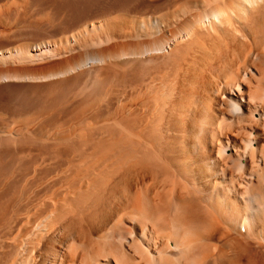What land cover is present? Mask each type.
Wrapping results in <instances>:
<instances>
[{
	"label": "bare ground",
	"instance_id": "obj_1",
	"mask_svg": "<svg viewBox=\"0 0 264 264\" xmlns=\"http://www.w3.org/2000/svg\"><path fill=\"white\" fill-rule=\"evenodd\" d=\"M2 1H4V0H0V2H2ZM30 2L31 3H30L28 8L20 9L17 7V8H14V10L10 12V14H8L13 18L14 17L18 18L16 20L13 19V22L8 24V20H7V22L0 20V111L8 113L7 118H5L4 116H3L4 118L0 117V264H8L7 262L10 260V258L14 254L18 255L20 252V251L18 252L19 248H17V247H20L18 245L19 243L18 244L15 243L16 245H18L17 247H16V245L13 244L14 241H13L12 245H11V243L8 244V242L10 240H6V239H8L7 237H9V236H7V237H5V236L8 235L9 233H11L10 232L11 229L14 226H16L15 222H18L16 220L12 219V220H14V223H13L11 221V218H15L16 215L21 216V213H19V214H14V213L15 212L17 213L19 211L20 212L24 211L27 208L28 204H30L29 201H26L27 199L25 200L26 196L28 197V195H29V194L27 195V193L29 191L28 192L26 191V190H28L29 187L23 188L21 186V184L24 182L23 179L25 180V182H27L26 176L30 175L31 173H34L35 176L37 175L36 178H34V174H33V178L35 179V181L33 180L32 177H30L31 179L28 178L29 179L28 181L32 180L33 181L32 184H33L39 180H40L39 182H41L42 178H46L47 175H50V174L53 175L54 173L57 172L58 174L60 173V175L56 174V176H58L61 180L58 178H55V176H53V177L55 178L56 181L58 179L59 184L61 183L62 180H64V182H65V180L70 182L69 183L70 186H67V187H69V188H67V193L65 191L66 195H65V193H62L60 191L61 195H63V194L65 195V196L63 195L64 197L61 196L64 198L62 202H60V203L58 202V204H56L57 202L55 203L54 201H50V202H53V204L51 203V205L49 206V209L51 208L53 210L52 211L49 210L50 211L49 215L46 216L44 222L41 224L40 229H39L40 232H38V235L40 233L44 234V232L47 233L49 231V230H47V228H51V226H53V224H55L57 221L61 220L62 218H60L59 216L63 213H64V215H66L69 211L74 209L73 211L74 212L77 211L76 215L78 214L77 216H79L78 210L86 202H88L89 200L92 201V199L95 197V193L94 192L92 193V191L93 190L95 191L96 190L95 188H97L99 190V188H101V186L103 184L102 183L100 186L98 184V182H101L100 180L102 179V177L104 175V171L107 169H105L106 167H104V169H102L103 168L102 167L101 168L102 170L98 171L97 167L102 166L104 162L106 163L107 160L105 159V157L107 154H110V156L109 155L108 156L111 157V159H113L111 156L113 151L116 150V152H119L118 150H121V149L124 151L123 147H125V146L132 148V146H134V145L135 146L140 145L139 151H141L144 148L145 150H144V153L142 152V154L146 155V158H144V162H142L143 160L140 162H141V164H145V162L146 163L150 162L149 160H151L153 158L152 156H155L156 154L160 153L158 151V150H160V148L154 147L152 144L153 141L148 142V138L150 139V137L152 136L151 134H153V136H155V132H156V130H158V128L162 127L163 131H166V130H164V128L168 129L169 125H171L173 123L172 121H174V120H172V117H173V114L176 113L177 110L172 109V113L173 112L174 113L170 114L171 109H169V107H171V106H169V105H171V104L169 102H171L172 99H175L177 102H179L176 99L178 97L179 93L183 92V91L186 92V90H182L184 86L189 87L188 85H184V86L182 85L183 86L182 87L181 84H185V83L180 84L178 82L179 80H176V77L174 76V74L176 73V75H178L177 79H179L182 77L181 74H184V77H186L185 73L187 71H189V69L192 70L191 71L192 74L194 72L193 71L194 68H192V69L189 68L187 70L186 69L187 67L184 69L185 71L187 70L186 72L184 70H182V71L179 70L180 73L182 72L181 74H179V71L174 72V70H173V71H170V72H174V74L170 73L171 76L173 75L172 77L170 76L172 78L173 82H171V80H169L170 82L167 81V84H163L166 81L165 78L167 79L168 75H170V74H167V76H164V80H165L164 82L161 81L162 83L159 84V82H158L159 85L156 83H155L156 84L155 85L154 81L152 80V77H151L152 75H150L153 73H150L151 70L149 71L146 68L151 69V67L153 66L152 67L153 69H155V68L158 69L160 67L158 65H156V66H158V68L156 66L154 68V64H157L156 61L165 59L166 61H164V63L166 62V65H167L168 64L167 61H169L170 59H173L174 61L173 60L169 61V65H170V62L173 63L174 65L171 64L170 66H172V67L174 66L173 68L175 69L176 68L175 62L179 61L178 62L179 64L176 63V66L177 65L182 66L181 62H184V61H181V60H185L186 59L185 56L189 53L192 55V56L189 55V59L190 58L192 59V57L195 53L200 54V55L202 54V57H203V55L207 56V59H206L207 61H206L205 65L207 67H209V66L212 67L213 65H215L216 63L219 62V61L218 62L215 61L216 57L218 56L217 52L213 51L212 50L213 47L211 48V46H209L212 44V39L216 38L220 33H223V36L226 35L224 33H227V35H228V33H230L234 36L237 33H240L244 29V27H246L248 24H250L252 22V19H253V18L251 19L252 12L255 9H257L258 7H260V5H262L264 3V0H30ZM176 3L180 4L177 11H175V12H173L167 16L164 15L165 17L162 16L163 18L162 17L158 18V19L147 18V17L153 16L154 14H158L161 11L164 12V11L170 9L172 6H174V4L177 5ZM177 6H176V8H177ZM259 9H258V11H259ZM261 9H264V7H261ZM1 13H2V11H1ZM45 13L49 14V17L47 19H41L40 18V20H38V17H40L41 15L44 16ZM260 13H263V12H260ZM257 14L258 13L256 12V15ZM256 17H258V16H256ZM44 18H46V17H44ZM249 20L251 22H249ZM10 21H11V19H10ZM260 22L261 21L258 20V25ZM252 23H253V26H252V28H253L255 26V24H254V22H252ZM259 27H260V25H259ZM259 27L255 26V28H259ZM252 28H251V31H254ZM245 33H244V35H245ZM248 33H249V35L252 34V32L251 33L248 32ZM248 33H246V34H248ZM253 33H255V31ZM241 35H243V33ZM223 36H221V39L223 38ZM253 36H255V35H253ZM229 37H230V35H229ZM235 37L232 36V38H235ZM241 37H245V39H246V36H241ZM247 37H248V35H247ZM229 39H231V38H229ZM248 39H250V36ZM95 40H98V42L104 41V44L101 43V44H98L96 46L93 45L94 47L88 45L89 42L92 43ZM222 40L224 42L226 40V38H224ZM242 40H243V38H242ZM244 41H243V44H244ZM220 42L223 43L222 41H220ZM206 43H209V45L207 44L209 47L208 46L206 47ZM245 43H247V42L245 41ZM249 43L250 42H248V44ZM234 44L236 45V43H234ZM243 46H245V45H243ZM230 47H228V48H230ZM241 48H243V47H241ZM245 48H243V51ZM224 49H226L225 50L226 52L225 51L221 52V50H220V52L227 54L228 51L231 52L230 49H232V48H230L228 51H227L226 47ZM222 51H223V49H222ZM218 53H219V51H218ZM221 55L218 56L219 58L217 57V60H219L220 57H223ZM182 56H183V58L184 57L185 58L182 59L181 58ZM224 57H225V54H224ZM236 57H237V55H236ZM246 57H248V56H246ZM179 58L181 60H177ZM198 58H199V60H203V58L200 59L201 56L200 57L198 56ZM254 58H255V60L258 61V62H256V67L258 69L256 68L257 71L255 70V72L256 73L259 72L262 75L264 73V71H263L264 70L263 69L264 64H262L263 66H261V65H259V63L260 64L264 63V56L263 55L258 56V54H257ZM193 59H192V62H195V63L198 60L197 57L196 58L193 57ZM249 59H250V57H249ZM186 60L188 62V59H186ZM190 60H189V62H191ZM199 60L197 61V63L199 62ZM153 62H154V64L151 65ZM160 62H162V61H160ZM221 62H222V60H221ZM251 62H252V60H251ZM251 62L249 60L250 64H251ZM125 63L126 64L128 63L129 68L127 69V71L125 70V72H124V70L122 72V69L119 72L118 67L121 66L120 68H122V64L125 65ZM200 63H198L196 66H199ZM249 63L247 65H249ZM129 64H131L132 67ZM141 64H146V66L144 65L145 66L144 70H142L141 66H140L141 70L139 67H137V65H141ZM147 65H149L150 67L149 66L147 67ZM217 67H218V65H217ZM223 67L225 68V66H223ZM250 68H251V65H250ZM252 68L254 69V67H252ZM153 69H152V72H153ZM181 69H183V68L181 67ZM155 70H154V72H155ZM169 70H171V69H169ZM175 70H177V69H175ZM198 70H201V69H197V71ZM204 70L206 71L207 68ZM258 70H262L263 73L261 71H258ZM195 71H196V68H195ZM197 71H196V74H197ZM205 71L202 70L203 73H205ZM183 72H185V73H183ZM225 72H227L228 76H231V74H232V76H233L232 78H235V76L237 75L236 74L234 76L233 73L230 74L228 71H225ZM245 73H246V71H245ZM187 74H188V72H187ZM200 74H201V72H200ZM227 74H225V75H227ZM179 75H181V76H179ZM203 76L201 74V77H199L197 74L196 79H198V77H199V79L201 80L203 78ZM243 76H241V77H243L245 81H247L248 79H250L252 81L253 78L255 80V76L252 74L249 75L248 77H246L247 74H245ZM251 76H254V77L252 78ZM173 77L182 87L181 88L182 91L179 89V91H180L179 92L178 89L175 87V85H177L178 83H174L175 80H173ZM190 77H191V75H190ZM241 77H240V80L242 79ZM187 78H189V77H186L185 79H187ZM189 79H192V77ZM189 79H187V82H190L189 83L190 85H191V83L195 82V81L193 82V80H195L194 77H193L192 81L191 80L189 81ZM199 79L194 83L195 85L199 84ZM260 79H262V78H260ZM180 80H182V79H180ZM185 81L186 80H183V82H185ZM232 81H234V80H232ZM245 81H244V83H247ZM261 81L262 80H260V82ZM236 82H237V80H236ZM205 83H207V82H205ZM242 83H243V80H242ZM263 83H264V81H263ZM217 84H219V83H217ZM229 85H231V84H229ZM246 85H248V84H246ZM191 86H193V84ZM206 86H208V83L204 87H206ZM257 86H258V84H257ZM154 87L157 89L155 90ZM177 87H179V86H177ZM215 88H212V90ZM234 88H236V87L232 88V87L226 85L220 89L219 98L224 96V95H227L226 98H223V99H225L224 102H223V100L222 101L220 100L223 104L220 101L217 102L218 98L216 97L217 93L215 92L217 90L213 91L215 93V94L214 93L213 94L216 98L214 100H216V101H213V100L212 101L214 103L220 102L222 105H224V103H225L226 107L228 106L230 108L231 112L233 113V116L235 115V117L240 118L239 121L232 119L233 122L236 123L235 121H238L239 122L238 125H240L241 124L240 120L244 119L243 116L245 114L244 113L245 109H244V105L241 104L238 97H236L235 95H233V93H231V90H234ZM256 88L257 89L255 91L252 89L253 91L251 90L252 92L251 93L249 92L250 93L249 97L252 95L251 98H253V99L255 98L258 101V103L259 102L264 103V92L262 90V87H260V85H259V87H256ZM152 89L154 91H152ZM218 89H219V87H218ZM209 90H210V88H209ZM187 91H188V88H187ZM205 91H208V90H205ZM131 92H133V94L135 92H137V93L142 92L146 96V101L141 102V103H143L141 105L138 104L139 105L138 107L126 108V107L122 106L120 99L122 97H124L125 94L127 96V93L129 96V94ZM185 94H187V93L181 94L182 97L185 96ZM211 94L212 93H210V95ZM131 95H132V93H131ZM210 95L208 94V97ZM154 97L155 98L158 97L159 100L157 98L154 99ZM180 98H179V100H181L180 102H182L184 100V97H183V99L182 98L180 99ZM152 99L154 102L156 100L160 101V104H161L160 106L158 103L159 108L163 107L164 105H167L169 103V105H167V107L169 106L168 109H166L167 107L165 106L164 108L166 110H164V108H162L163 109L162 111L160 110L161 108L159 109L160 111L158 110L160 112L158 114V116L162 115L165 111L168 112L169 119L166 116H165V118H167V119H164V117H163L164 114L162 116L163 118H160V116L159 117L156 116V112H158L156 109H155L156 112L154 115L156 117V119H153V121L156 120V123H154L155 129L159 125L163 124V122H162L163 119L166 121L171 120L172 123L170 121H168L171 123V124H168V127H167L168 122H166V121H164V122H166L165 124H163V125H165L164 127L159 126L156 130L152 126V118H154V117H152V115L154 114L152 112L155 111L154 108L156 107V104H157V102H155L156 104H155V107L153 108L154 111H152V107L154 105V104L152 105V103H154V102H152ZM255 99H254V101H255ZM177 102H175L172 105V107ZM172 103H173V100H172ZM179 103H177L174 106V108L176 107V109H177L181 106L180 107V110H181V108H183L182 107L183 105H181L182 104L181 103L180 106H177V105H179ZM214 103H213V105H214ZM221 104H220V107H221ZM216 105L219 106V104H216ZM210 106H212V105H210ZM259 107H261V105ZM156 108L158 109V107H156ZM262 108L264 109V106H262ZM208 109H209V106H208ZM210 109H211V107H210ZM168 110H170V112ZM212 110L213 111H215V110L219 111V109H217V108H215V110L214 109H212ZM212 110H211L210 114L212 113ZM178 111H179V109H178ZM161 112H163V113H161ZM222 112H224V111H222ZM248 112H250V111H248ZM138 113H140V114H138ZM177 113L180 114L179 112H177ZM216 113H220V111L216 112ZM169 114L172 116L170 117ZM249 114H250V117H249L250 119L247 117V121L248 120H249V122L251 121L253 124L257 125L258 128H259L258 125L260 124L262 131H260L261 130L260 128H259L260 130L259 129L252 130L253 124L250 123V126L252 124V129L250 127V130L255 132L254 139L256 140V145L253 146L251 144V140H249V138H248L247 142L245 143V145L240 146V147H239V145H237L238 148L243 147L242 149H244V154L247 156L245 166L240 164V161L236 164L238 169L244 168V170L242 171L243 173H239L238 175H236L234 173L235 175H233V176L231 175V177H230V178L233 177L232 178L233 184L236 181L235 183H237L238 185L232 186V189L230 191L229 188H226L229 185L227 183L229 181V179H228V181H225V183L222 186L220 185L221 187L218 186L219 188L217 191L219 192V190L221 189V190H223L224 193L227 192L228 194H231V192H232V196H234V198L231 199L229 197L231 195H229V196L226 195V196H224V202H225L226 209H228V208L231 209V207L228 205L229 202H231L230 205H234L233 206L234 208L236 207V213H234V215L232 214L233 216H231L233 219L239 220L241 217V209H238L237 204H236L239 197L241 199V202L245 201L246 204L250 206V210L255 211V213L258 215V217L255 216L256 219H253V220L249 219L246 223L247 225H245L244 223H242V224L238 223L236 225L237 226L236 229L240 228V230H243V232L245 233L247 231V229L249 228V229H251V230H249V233H252L253 237L248 234V231L246 232L247 235L250 236V238L251 237L257 238L258 237L260 240H255V243L252 244L251 242H254V241H252L253 240L252 238H251L252 240L250 242H248L245 239L243 240V238L241 239L242 236L241 237L232 236L230 238L225 239L223 242L219 243L221 245L220 246L218 245V248L217 247L213 248V249H218V251L216 252V255L214 254L215 256L212 254V251H209L207 253L206 252L207 249L205 252H203L202 251L203 248L207 247V245L203 244L205 247L203 245H201V246H203V248L200 251L204 253L205 258L207 259L205 264H233V260L236 259L237 255H239V254H246L245 256L247 258H246V262L244 261L245 264H264V208L262 207L264 204V198H263V196H264V144L262 145L260 142V139H259L260 133H261V136L263 135V138H264V111L262 110V113H260L257 118H255L253 112H250ZM157 119L158 120L161 119L160 120L161 123L159 122V124H157L158 123ZM15 120H22L23 121L22 126L21 127L18 126L17 129H15L16 128L15 126H14L15 128H13L10 124L12 123V121L14 123ZM232 120H231V123H232ZM175 122H176L175 125H177V121H175ZM244 122H245V119H244ZM231 123H230V125L228 124L229 127L232 126V124L236 125L234 123H232V124ZM244 127H245V125H244ZM254 127L256 128V126H254ZM162 128H160V129L162 130ZM240 128H241V125H240ZM240 128L237 127V130ZM151 129L154 130V133H152L153 131L151 133L148 132ZM224 129H226V126ZM224 129H222V130H224ZM229 129H230L229 131L232 132V130L234 129V126H233L232 130H231V127ZM241 129L238 130L237 132L236 131L235 132L238 133V132L242 131L244 134L245 128H244V130L243 129L241 130ZM234 130H233V132H234ZM258 130L260 133L258 132ZM145 131L150 134L149 137H145V134H147L146 136H148V133H146ZM158 132H156V133L158 134ZM245 132H247V131H245ZM159 133H161V132H159ZM215 133L216 132H214V135H217ZM222 133L223 132L221 131V134ZM203 134H204V136L206 135L205 132H203L202 135ZM207 134H209V132ZM236 135L239 136V133ZM236 135L234 136V139L236 138ZM153 136L151 137L152 139H150V140H153V138H154ZM157 136H161V135L159 134V135H156V137ZM208 136L206 135L207 138H209ZM162 137H164V136H162ZM165 137H167V136H165ZM206 137H201V139L202 138L205 139ZM206 139H205V141H206ZM205 141L202 142V145H204L203 147L206 148V146L207 145L209 146V144H210L211 147L210 146L209 147L207 146V147L211 148V150L210 149L208 150L209 153L212 152V150H213L212 147H214V145L212 146L211 143H209V144L204 143ZM233 141H236V140H233ZM263 141H264V139H263ZM206 142H208V141H206ZM146 143L148 144V147L151 146V144H152V147L158 148V150L154 149V151L156 150L157 153L153 151L152 153L154 155H150L151 151L150 152L148 151L149 154L147 152H145V151H147L146 150L147 149ZM149 143H151V144L149 145ZM143 144H145L144 146L146 148L144 146L143 147L141 146ZM236 144H237V141H236ZM141 147H142V149H141ZM129 148H128V153L132 154L135 150L131 151V148L130 149ZM125 149L127 151V148H125ZM135 149H136V147H135ZM129 150H130V152H129ZM123 151H121V152L125 153L124 155H126L127 152L126 151L123 152ZM116 152H114V153H116ZM133 154L136 155V152ZM127 155L130 158V155L129 154H127ZM149 155H150V158H147ZM115 156L113 155V157L116 159V158H118L119 155H115ZM139 157L136 156V158H139ZM164 157H165V155H164ZM106 158H108V157H106ZM124 158H128V157L124 156ZM140 158H142V157H140ZM157 158L158 157L156 156V159ZM229 158H231V157H229ZM94 159H95V161H93ZM147 159H149V160H147ZM156 159L151 160V161H153L151 163H153V166L155 164V167L158 166L157 164H159V169H160V166H162V165L160 164V162L156 164L154 162ZM227 159H228V157H227ZM119 160H116V161H118V163L120 165L121 161L119 162ZM145 160H147V161H145ZM220 160H221V158H220ZM116 161H115V163H116ZM92 162H95V164ZM126 162H128V160ZM126 162H125V164H127ZM129 162H130V160H129ZM129 162H128V164H129ZM156 162H158V159L156 160ZM112 163H113V160H112L111 164ZM165 163H166V161H165ZM93 164H94L95 168L93 167ZM119 165H117V170L119 169L118 168ZM234 165H235V163H234ZM90 166L93 168V170L97 171L96 174L92 173V171H91L92 169H90L91 168ZM103 166H105V165H103ZM111 166H109V168ZM122 166H123V164H122ZM122 166L120 167V170L123 168ZM135 166H137V165H135ZM138 166H140L139 163H138ZM155 167H153L152 169H154ZM96 168H97V170H96ZM131 168H133V170H134V167H131ZM140 168L139 169L135 168V169L140 170ZM225 168L226 167H224V169L221 170V177H227V176H225L226 175ZM114 169L116 170V168H114ZM123 169H122L121 173L122 174L124 173L123 175H125V173L127 172L126 169H128V166L126 169L125 168H123ZM149 169L150 168L148 167V170ZM111 171L114 172V170H111ZM131 171H132V169H131ZM153 171H155V170H153ZM138 172H140V171H138ZM108 173H110V172H108ZM149 173L150 172H148V174ZM123 175H121V176H123ZM160 175H161V173H160ZM181 175H182V173H181ZM244 175L249 177V178L255 176V179L254 178H253L254 180H251L252 178L249 179L251 181H249L248 187H245V188L243 187V189H245V190H243L241 192L240 188L242 186V183H244L243 179H246ZM118 176H117V178L116 177L113 178V176H111L112 177L111 179L116 180V179H119L121 177V176L120 177H118ZM141 176H142V174H141ZM133 177H134V175H133ZM51 178H52V176H51ZM54 178L50 181V183L54 181ZM155 178H156V176H155ZM140 179H142V178H140ZM144 179H146V178H144ZM234 179H235V181H234ZM108 180H106L107 181V183H105L106 185H108ZM119 181H121V180H119ZM119 181L117 180L116 182L119 183ZM64 182H63V184H64ZM50 183H48V185H50ZM142 183H144V181ZM231 183H230V185H232ZM247 183H246V185H247ZM66 184H67V182H66ZM66 184H64V186H66ZM114 184L115 183L113 182V185ZM253 184H255V185H253ZM28 185H31V184H29V182H28ZM41 185H43V184H41ZM41 185H38V186L40 187ZM60 185L63 187L62 184H60ZM60 185H59V187L58 186L56 187V190L54 189L52 191L53 193L50 196H53L56 193L55 191H57V189L59 190V188H61ZM96 185H97V187H96ZM120 185H122V184H120ZM246 185H244V186H246ZM131 187H133V186H131ZM37 188L38 187H35V189H37ZM42 188H43V186L41 187V189ZM45 188H47V187H45ZM65 188L64 189L61 188V189L65 190ZM76 188H78V189L76 190ZM29 189H31V188H29ZM35 189H33V191ZM39 190L40 189H38V192H39ZM47 190H45V191H47ZM104 190H107V189L104 188ZM31 193H30V195H31ZM49 193H51V192L49 191ZM57 193H59V191ZM57 193L55 194L56 196H57ZM91 193L93 194L92 196H94V197L90 196ZM118 194H120V195H118ZM118 194L117 195L121 198L122 197L121 193L119 192ZM127 194H130V193L128 192ZM133 194H134V197H132V198L135 199V194H138V193H133ZM42 195L46 196L47 194H46V192H43ZM33 196H36L35 193H34V195H32V197ZM89 196L92 199L88 198ZM98 196H100V192H99ZM103 196H104V194H103ZM124 196H127V195L125 194ZM131 196H133V195L131 194L130 197ZM140 196L144 197V199L146 197V196L141 195V194L139 195V197ZM32 197L31 196L29 197L31 199V201H32ZM43 197L41 196V200H43L42 199ZM46 197H48V196H46ZM165 197L167 199V196H165ZM177 197L181 198L182 196L181 197L177 196ZM49 198L50 197H48V199H46L44 197V199L48 200V201H49ZM33 199H36V198H33ZM38 199H39V197H37V199H36L37 202L39 203L40 199L39 200ZM56 199H57V197H56ZM85 199H87L86 202H84V203L81 202V201H84ZM184 199H186V198H184ZM188 199H189V197H188ZM125 200H126V198H125ZM138 200H139L138 201L139 204L138 203H136V204L140 205L141 204L140 198ZM57 201H58V199H57ZM171 201H173V200H170V202ZM34 202H36V201H34ZM46 202L47 201H45L43 203H46ZM170 202H168L169 205H167V206L170 208V212H171V211H173L172 208L174 209L173 206L174 205L176 206V203H174V205H173V202H175V200L172 202V204H170ZM32 203H33V201H32ZM43 203L42 204L40 203V204L44 205ZM89 203H90V201H89ZM89 203H88V205H89ZM161 203H162V201L160 202V204ZM163 203H165V202H163ZM80 204H83V205L81 206ZM178 204H177V208H181V206H180L181 204L179 205L180 207L178 206ZM30 205H34L33 206L34 208L36 206H39V210H40L39 204H37L36 206H35V203L30 204ZM45 205H47V204H45ZM92 205L93 204H91L89 206L91 207ZM171 205H173V206L171 207ZM78 206H81V207H79V209H78L77 208ZM163 206L165 207V204ZM41 207H44V206H41ZM45 207L42 209L45 210L46 209ZM84 207H86V206L84 205ZM198 207L199 206L196 207L197 208L196 210H192V211L195 212L198 209H201L200 211H203V213H202L203 216H202V214L200 215V216H202L201 220L199 221L198 218H200V216H197V215L196 216L198 218L196 220L195 216H193L194 214H192L191 217H194L196 221H199L200 222L199 224H201L200 226L206 225L207 223H209L208 218H209L210 213H208L204 209V207L203 208H202V206H201V208L200 207L198 208ZM76 208H77V210H76ZM121 208H119V209H121ZM169 208H167V211L165 210L166 214H167V212L169 213ZM83 209H80V210L85 211V209L84 210ZM122 209H124V208H122ZM189 209H190V207H189ZM189 209L186 210V212L190 211ZM193 209H195V208H193ZM261 209H263V213H262V218L260 220ZM27 210L28 209H26V212H28ZM47 210H48V207H47ZM86 210H87V208H86ZM140 210H141V208H140ZM192 211H191V213H192ZM29 212H30V209H29ZM65 212H67V213H65ZM74 212H72V214L71 213L70 214L73 216ZM117 212H118V210H117ZM117 212H116V214H117ZM186 212H184V213H186ZM12 214H14L15 216L12 217ZM170 215H171V213H170ZM179 215H181V214L179 213L178 216ZM20 216H19V219L21 218ZM172 216H173V214H172ZM183 216H181V217H183ZM185 217H187V216H184L183 219H185V220L188 219V217L187 218H185ZM191 217L189 219H191ZM27 218L29 219V217H27ZM71 218H73V220H75L74 217H70V218L68 217V219L67 218L65 219L66 221L64 223H67V225H68L69 221L72 220ZM22 219H24V216ZM22 219H21V221H23ZM147 219L149 220V217ZM171 219H170V221L173 224H174V222H172V221H174L176 219L175 223L178 222L176 224L177 227H176V225H173V224H171L169 226V222H167L166 220H163L162 222H157V223L158 224L161 223L160 225H162V226H164V224H162V223H165V226L168 223V226H166V227H170L169 230L170 231L173 230L176 233L175 235L178 236L177 235L178 232H176L178 230L177 229L178 226H180L179 227V229H180L182 225L185 226V223H183V224L180 223L181 221H183L182 218H181V220L178 218H175L174 220H173V218H171ZM193 219H191V220H193ZM73 220H72V222H73ZM101 220H99V221H101ZM103 221H106V219H104ZM20 222H19V224H21ZM12 223H13V225H11ZM64 223H61V224L64 226L65 225ZM191 223H192V221H191ZM178 224H181V225H178ZM21 225L19 226L20 228H21ZM160 225H159V227H160ZM193 225L196 226V224H190V226H193ZM70 226H68V228H66V229H70ZM155 226H158V225H154V227ZM190 226H188V227H190ZM53 227H56V226H53ZM73 229L74 228L71 227V231ZM159 229H166V228H159ZM13 230L14 229H12V231ZM182 230H185V229L182 228ZM66 232H67V230H66ZM72 232L75 233L74 231H72ZM240 232H242V231H240ZM64 233H65V231H64ZM64 233H61V234H64ZM182 233H183V231H182ZM182 233H180V234H182ZM38 235L36 237L40 238L41 236H43L42 234H41V236H38ZM64 235H63L62 239H65L64 241H66V239L69 240L68 239L69 234L67 236L68 238L67 237L64 238ZM236 235H238V233ZM70 236H72V235L70 234ZM3 238L7 242H5L3 240ZM39 238H37V239L40 240ZM119 238L121 239V237H119ZM246 238H248V237H246ZM37 239L36 240L34 239V241L36 242ZM13 240H14V237H13ZM74 240H73V242L75 243L76 240L75 241ZM137 240L135 241L136 243L141 242V240H140V242L139 241L137 242ZM221 240H223V239H221ZM42 241H43V239H42ZM64 241H62V242H64ZM184 241H186V239H184L183 242ZM38 242L40 243L41 241H38ZM86 242H85V245H86ZM112 242H110V243L114 244ZM67 243H68V241H67ZM107 243L106 242H102V244L98 243L97 244V247L99 245L98 250L97 251L93 250V252L95 254L93 252H91L90 255L93 256L92 253L94 254V256L97 254H101L99 249L101 248L100 250H102V252H103V248H104L103 244L106 245ZM64 244L66 245V243H64ZM32 245H31V247H33ZM65 245H62V246H64L63 248L67 247L68 244L66 246ZM188 245H190V244H188ZM62 246H61V248H62ZM120 246H118V247H120ZM34 247H35V245H34ZM47 247H48V245H47ZM47 247H45V248H47ZM73 247H75V246H73ZM85 247L83 246V250H85ZM87 247H86V249H87ZM177 247H178V245L176 246V248ZM115 248L118 249L116 247V245H115ZM134 248L132 247L133 251L134 250L139 251L138 246H137V248L136 247H134ZM176 248L175 249L172 248L173 250L169 248L170 250L168 249V252L166 251L167 254L166 253L165 254L160 253L163 250L162 248H161L162 250L161 249L159 250L160 252L158 250H154V253H155V255L153 257L154 259H152V258L151 259H152V261L159 262L162 260L163 256H168V258H171L172 260L179 262L180 259L182 260V255H184L185 252H187V251L191 252L190 247L188 249L185 248L187 250L183 249L184 251L183 250H177ZM196 248H198V246H196L195 248L192 247V250H196ZM52 249L53 248L51 247L50 250H52ZM105 249H106V247L104 248V250ZM33 250H36V249L33 248ZM110 250H111L110 252H112V251L117 252L116 250H114V247L110 248ZM129 250H131V249H129ZM54 251L55 250L51 251V253H53V256H52L53 258L50 256L52 258V262H53V263L52 262L51 263L52 264H64L63 258L66 255L65 254L63 255V253L61 254L59 252L60 250L59 251L57 250L55 252ZM122 251H124V253H126L125 250H122ZM141 251H143V250H141ZM198 251H199V249L197 250V252L193 251L194 255H196L198 253ZM27 252H28V250H27ZM107 252H109V250H107L106 253ZM118 252H120V250ZM189 252H188V254L186 253L185 255L188 256ZM110 254L113 255V253H109V254L107 253V255L102 254L101 257L102 256H108L109 257ZM120 254H122V256H123V253L120 252L118 255L116 254L117 259L119 258ZM141 254H142V252H141ZM37 255L38 254L33 255L32 252H31V254L26 253L25 256H23V257L21 256V259L17 263H14V264H37V260H39V259H36L38 257ZM50 255H52V254H50ZM137 255H139V252L137 253ZM211 255H213V256H211ZM81 256H83V255H81ZM130 256H128V258ZM149 256H151V255L149 254ZM149 256H148V258L143 259V260L147 259L146 263H148L147 261H151ZM98 257H100V256H98ZM111 257L113 258V256H111ZM116 257L114 256V258H116ZM184 257H186V256H183V258ZM192 257L193 256H191L190 259H193ZM201 257H202V255H201ZM212 257H214V258H212ZM90 258H93V257H90ZM90 258H88V260H90ZM114 258H113V261L117 262L116 261L117 259H114ZM120 258H122V257L120 256ZM125 258H126V256H125ZM132 258H130V259H132ZM41 259L42 258L40 257V260ZM148 259H150V260H148ZM187 259L189 261V256L185 260L187 261ZM241 259H240V261H241ZM86 260H87V258H86ZM86 260H85V262H87ZM92 260L93 259H91V262H92ZM118 261H120V259H118ZM239 262H237V264ZM11 263L13 264V262H11ZM123 263H125V260H124V262L119 263V264H123ZM129 263H130V261H129ZM151 263L149 262L148 264H151ZM170 263H172V262H170ZM181 263H178V264H181ZM188 263L192 264L191 260ZM234 263L236 264V262H234ZM155 264H158V263H155ZM165 264H166V261H165ZM185 264H187V263L185 262ZM241 264H243V263H241Z\"/></svg>",
	"mask_w": 264,
	"mask_h": 264
},
{
	"label": "rangeland",
	"instance_id": "obj_2",
	"mask_svg": "<svg viewBox=\"0 0 264 264\" xmlns=\"http://www.w3.org/2000/svg\"><path fill=\"white\" fill-rule=\"evenodd\" d=\"M30 0H4V1H2V2H0V20H3V21H5V22H7V20H8V24L9 23H11V22H13V19H18V18H13V17H11L10 15H8V14H10V12L11 11H13L14 10V8H20V9H23V8H28L29 7V5H30ZM177 5H175L174 4V6H172L170 9H168V10H166V11H164V12H160V13H158V14H154L153 16H151V17H147V18H149V19H158V18H161L162 16L163 17H165V16H167V15H169V14H171V13H173V12H175V11H177V9H178V7H179V5L180 4H178V3H176ZM176 6H177V8H176ZM22 7V8H21ZM261 7H264V3L262 4V5H260V7H258L257 9H255L253 12H252V15H251V19H252V22H254V24H255V26L257 27H259V25H260V27L259 28H255V26L252 28V26H253V23L249 20V22H251L250 24H248L246 27H244V29L240 32V33H237L235 36L234 35H232V34H230V33H228V35H227V33H224V34H226L225 36H223V33H220L216 38H213L212 39V44L211 45H209V43H206V47L209 45V46H211V48H212V50L213 51H215V52H217V54H218V56L219 55H221V56H223V57H220V59L222 60V62H221V60L219 59V60H217V57H216V59H215V61H219L218 63H216L217 65H218V67H217V65L215 64V65H213L212 67L211 66H209V67H207L205 64H206V59H207V56H204L203 55V57H202V54L200 55V54H194L193 55V57H197V59L199 60V58H198V56L200 57L201 56V58L200 59H202L203 58V60H199V62L198 63H200V65L199 66H196L198 63H197V61H196V63L195 62H192V59H193V57H192V59L190 60L189 59V55H191L190 53L189 54H187L185 57H186V59H188V62H187V60L185 59V60H181L180 58L179 59H177V60H181V61H184V62H181L182 63V66H179V65H177L176 66V63H178L179 61H176L175 62V69H177V70H175L172 66H170L171 64L172 65H174L173 63H171L170 62V65H169V61L170 60H173V59H170L169 61H167V65H166V62L164 63V61H166L165 59L164 60H159V61H156L157 62V64H154V62L151 64V65H153L154 64V68H155V66L156 65H158V66H160L159 68H158V66H156L158 69H153L152 67H151V69H149V68H146V69H148L149 71L151 70V72L150 73H153V74H150V75H152L151 77H152V80L154 81V84L156 83V84H158V82H159V84L160 83H162V82H164L165 80V82L163 83V84H167V81H169V80H171V82H173L172 81V76H171V74H174V72H176V71H182V70H184L186 67V69L188 70L189 68H194V72H193V74H192V70H190L189 69V71H187L188 72V74H187V72L185 73V72H183V73H185V76L186 77H189V78H191L192 77V79H193V77H194V79L195 80H193V82L195 81H197L198 79H199V77H201V74H202V76H203V78L200 80L199 79V84L197 85H195L194 83H191V85L193 84V86H191L189 83L190 82H187V79H189V78H187V79H185L186 77H184V74H181L180 73V71H179V74H181L182 75V77L181 78H179V79H177L178 78V75H176V73L174 74V76L176 77V80H179L178 82L181 84V83H185V84H181V86L183 85H188L189 87H183V89L182 90H186V92H180L179 91V89L181 90V86H180V84L175 80V78L173 77V80H175V82L174 83H178L177 85H175V87L178 89V91L180 92H178L179 93V95H178V97L180 98H182L183 99V97H184V100L182 101V102H180L181 100H179V98L177 97L176 99L180 102H177L175 99H172L173 100V103H172V100H171V102H169L171 105H169V103L167 104V105H169V106H171V107H169V109H171V112H170V110H168L169 112H170V114L172 113V109H175V110H177L176 111V113H172L173 114V117H172V120H174V121H172L171 122V120H164V119H169V116H168V112H161V113H163L164 114V116H163V114L162 115H159L160 116V118H163L164 117V119L162 120V122H163V124H165L166 122H168V121H170V122H168L167 123V127H168V124H171V125H169V127H168V129L167 128H164V130H166V131H163V128L162 127H160V128H162V130L160 129V128H158L159 126H165V125H163V124H161V125H159L157 128H158V130H156L155 129V125H154V123H156V120H154L153 121V119H156V117L154 116L155 115V112H156V110L158 111L160 108V110L162 111L163 109L162 108H164L165 106L167 107V105H164L163 107H160L159 108V106L161 105L160 104V101H155V102H157V104L153 101V99H152V102H154V103H152V105H153V107H152V111H154L155 109V111L154 112H152V113H154L153 115H152V117H154V118H152V126L154 127V129L156 130V132H161V133H159L158 132V134L155 132V136H153V134H151L154 138H153V140H150V139H152L151 137H150V139L148 138V142H151V141H153L152 142V144H153V146L154 147H159L160 148V150H158V148H154V147H152V144L151 143H149V145L151 144V146H149L148 147V144H147V151H145V152H147L148 154H149V152H150V155H154L152 152L154 151V149H156V150H158L160 153H158V154H156L155 156H152L153 158L151 159V160H154V159H156V156L158 157L157 159H158V162H156V160L154 161L156 164L157 163H159L160 162V164L162 165V166H160V169H159V164H157L158 166H156L155 167V164H154V166H153V163H151V162H153V161H151V160H149V159H147V160H149L148 162L150 163H146L145 162V164H141V162L140 161H142V162H144V158H146V155L145 154H142V152L144 153V148L142 149V147L145 145V144H143V145H141L142 147H141V151H139L140 149H139V147H140V145H134V146H132V148H131V151L132 150H135L133 153H135L136 152V155L135 154H131V153H128V148L129 147H123V149H124V151H126V149L125 148H127V154H129L130 155V158H129V156L126 154V155H124L125 153H122L121 151H123L122 149L121 150H118L119 152H116V150L115 151H113V153L111 154V156H112V158L113 159H111V157H109L110 156V154H107L106 155V157H108V158H106L105 157V159L107 160L106 161V163L104 162L103 163V165H105V166H99V167H97L98 168V171H100V170H102V169H104V167H106L105 169H107V170H105L104 171V175H103V177H102V179L100 180L101 182H98V184L101 186V184H102V186H101V188H99V190L97 189V188H95L96 190L94 191H92V193L94 192L95 193V197L94 196H92L93 194L91 193V195L90 196H92V197H94L93 199L89 196L88 198H91L92 199V201L91 200H89L88 198V200L90 201V203H89V201L88 202H86V200L87 199H85L84 201H81V202H86L84 205L86 206V207H84V205L83 204H80L84 209H85V211H82V210H80V209H83L81 206H78L77 208L79 209V207H81L79 210H78V213H79V216H77L76 215V212L77 211H73V210H71V211H69L68 213L67 212H65V213H67L66 215H64V213L63 214H61L59 217L60 218H62L61 220H59V221H57L55 224H53V226H56V227H53V226H51V228H47V230H49L47 233L46 232H44V234L43 233H40L39 235H38V232H40L39 231V229H40V226H41V224L44 222V220H45V218H46V216H48L49 215V210H53V209H49V206L51 205V203L53 204V202H50V201H54L56 204H58V202L60 203V202H62L63 201V197L66 195V193H67V188H69V187H67V186H70V182H68V181H66L65 180V182H64V180H62L61 181V183L60 184H62L63 185V187L58 183L59 181H58V179H60L58 176H56V174L57 175H60V173L58 174L57 172L56 173H54L53 175L52 174H50V175H47L46 176V178H42V180H41V182H39V181H37L36 183H33L32 184V180L31 181H28L29 179H31L30 177H32L33 178V174L34 173H31L30 175H28V176H26V181L27 182H25V180L23 179V181L25 182H23L22 184H21V186L23 187V188H25V187H29V188H31V189H29L28 188V190H26L28 193H27V195L29 194L30 195V193H31V197H32V195H34V193H35V195L36 196H33L32 197V201H33V203H35V206L37 205V204H39L40 205V210H39V206H36L35 208L33 207L34 205H30V204H33L32 203V201H31V199L29 198L30 196L28 195V197L26 196V198H25V200L26 201H29V203L30 204H28V206H27V208L26 209H28L27 211L28 212H26V209L24 210V211H22V212H15L14 214H19V213H21V216L20 215H14V214H12V217H14L15 216V218H11V221L14 223V220H16V221H18V222H15L16 223V226L18 227H16V226H14L12 229H14L13 231H12V229H11V233H9L8 235H6L5 237H7V236H9V237H7L8 239H6V240H10L9 242H8V244H10L11 243V245H12V243H13V241H14V245H16L15 243H19L18 245L20 246V247H17L18 245H16V247L17 248H19L18 249V252H19V254L17 255V254H14L11 258H10V260L7 262L8 264H12L11 262H13V264L14 263H17L20 259H21V256L23 257V256H25L26 255V253H29V254H31V252H32V254L34 255H36V254H38L37 256V258L36 259H39V260H37V264H52L53 262H52V256H53V253H51V251L52 250H55V251H59L61 254L63 253V255L65 254L66 256V258L64 257L63 258V260H64V264H119V263H122V262H124V260H125V263H123V264H145L146 263V260H143V259H145V258H148V256H149V254L151 255V256H149V258L151 259H154L153 257H154V255H155V253H154V250H160L161 248L163 249H161L162 250V252H160L161 254H167V252H168V249L170 248V249H175L176 248V246L178 245V247L176 248L177 250H183V249H185V248H191L190 250H191V252H189V251H187V252H185L184 253V255H182V260L180 259L179 260V262H177V261H174V260H172L171 258H168V256H163V258H162V260L161 261H159V262H155V261H152V259H151V261H147L148 263L150 262H152L151 264H155V263H158V264H165V261H166V264H178V263H181V264H185V262L187 263V264H189L188 262L191 260V263L192 264H205V262L207 261V259L205 258V255H204V253L203 252H205L206 251V249H207V253L209 252V251H212V254L214 255H216V252L218 251V249H213L214 247H217L218 248V245L220 246L221 244H219V243H221V242H223L225 239H227V238H230V237H232V236H237V237H241V239L243 238V240L245 239L246 241H248V242H250L252 239V241H254V242H251L252 244L253 243H255V240H260L258 237V239L257 238H252L253 237V235H252V233H249V230H251V229H247V231H248V234L250 235V236H252L251 238H250V236H248L247 235V231L244 233L243 232V230H240V228H238V229H236L237 228V224L239 223V224H242V223H244L245 225H247L246 223H247V221L249 220V219H251V220H253V219H256L255 218V216H257L258 217V215L255 213V211H252V210H250V206L249 205H247L246 204V202L245 201H242L241 202V199H240V197L238 198V201H237V207H238V209H241V217H240V219L239 220H237V219H233L231 216H233L234 215V213H236V207L234 208L233 206L234 205H230L231 204V202H229L228 203V205L231 207V209H226V206H225V202H224V196H226V195H231V196H229L231 199H233L234 198V196H232V192H231V194H228L227 192H223V190H219V192L217 191L218 190V188L219 187H221L224 183H225V181H228V179H229V181L227 182L229 185H228V187H226V188H229L230 189V191H231V189H232V186H236V185H238L237 183H235L236 181H235V179H234V184H233V177L232 178H230L231 177V175L233 176V175H238L239 173H243L242 171L244 170V168H237V163L240 161V164H242L243 166H245L246 165V159H247V156L244 154V149H242V148H238L237 147V145H239V147L240 146H243V145H245V143L247 142V140H248V138H249V140H251V144L254 146V145H256V140L254 139V136H255V132L254 131H252V130H255V129H259L260 131H262V128H261V126H260V124L258 125L259 126V128L257 127V125H255V124H253L251 121L249 122V120L247 121V117L249 118L250 117V112H253V114H254V116H255V118H257L258 116H259V114L260 113H262V110L264 111V109L262 108V106H264L263 104L264 103H262V102H259L258 103V101L255 99V101H254V99L253 98H251V96L249 97V94L254 90H256L257 88L256 87H259V85H260V87H262V90H263V92H264V83H263V81H264V73L262 72V70H258V71H261L263 74L261 75V73H259V72H255V70H256V62H258L257 60H255V56L258 54V56L259 55H263L264 56V9H261ZM260 8V9H259ZM258 9H259V11H258ZM170 10V11H169ZM1 11H2V13H1ZM168 11V12H167ZM256 12L258 13L257 15H256ZM260 12H263V13H260ZM255 15H254V14ZM46 14V15H45ZM44 14V16H40V17H38V20H40V18L41 19H47L48 17H49V14H47V13H45ZM48 15V16H47ZM165 15V16H164ZM256 16H258V17H256ZM263 16V17H262ZM9 17V18H8ZM44 17H46V18H44ZM162 17V18H163ZM146 18V19H147ZM263 18V19H262ZM5 19V20H4ZM10 19H11V21H10ZM258 20L259 21H261L260 23H259V25H258ZM263 20V21H262ZM249 26V27H248ZM248 27V28H247ZM251 28L255 31V33H253L254 31H251ZM249 29V30H248ZM258 29V30H257ZM262 31H261V30ZM248 30V31H247ZM260 30V31H259ZM248 33V32H252V34L253 35H255V36H253L252 34L251 35H249V33L248 34H246V33ZM259 32V33H258ZM243 33V35H241ZM244 33H245V35H244ZM240 34V35H239ZM258 36H257V35ZM229 35H230V37H229ZM247 35H248V37H247ZM221 36H223V38L222 39H224V38H226V40L223 42V40L221 39ZM228 36V37H227ZM232 36L233 37H235V38H232ZM238 36V37H237ZM240 36V37H239ZM241 36H246V39L248 40H246L245 39V37H241ZM249 36H250V39H248L249 38ZM255 39H254V38ZM229 38H231V39H229ZM242 38H243V40H242ZM233 42H232V41ZM247 42V43H245V41ZM250 40V41H249ZM253 40V41H252ZM220 41H222L223 43H221ZM229 41V42H228ZM243 41H244V44H243ZM252 41V42H251ZM96 42V43H95ZM209 42V41H208ZM228 42V43H227ZM248 42H250L249 44H248ZM256 42V43H255ZM93 43V44H92ZM92 43H88V45H90V46H96V45H98V44H101V43H103L104 44V41H99L98 42V40H95V41H93ZM95 43V44H94ZM227 43V44H226ZM230 43V44H229ZM234 43H236V45L234 44ZM255 43V44H254ZM208 44V45H207ZM222 44V45H221ZM234 44V45H233ZM243 45H245V46H243ZM93 46V47H94ZM208 46V47H209ZM227 48V51L230 49V48H232V49H230V51L231 52H227V54L226 53H221V52H224L226 49H224L225 47ZM231 46V47H230ZM223 47V48H222ZM228 47H230V48H228ZM241 47H243V48H245L244 49V51H243V48H241ZM222 49H223V51H222ZM220 50H221V52H220ZM218 51H219V53H218ZM226 52V51H225ZM221 53V54H220ZM232 53V54H231ZM238 53V54H237ZM241 53V54H240ZM252 53V54H251ZM224 54H225V57H224ZM231 54V55H230ZM234 54V55H233ZM196 55V56H195ZM236 55H237V57H236ZM192 56V55H191ZM246 56H248V57H246ZM184 57V58H185ZM188 57V58H187ZM235 57V58H234ZM249 57H250V59H249ZM182 59H184L183 58V56L181 57ZM219 58V57H218ZM223 58V59H222ZM254 58V59H253ZM233 59V60H232ZM250 60V62H251V60H252V62H251V64L249 63V60ZM189 60L192 62H189ZM194 60V59H193ZM248 60V61H247ZM255 60V61H254ZM160 61H162V62H160ZM174 61V60H173ZM155 62V63H156ZM185 65H184V64ZM194 63V64H193ZM222 63V64H221ZM245 63V64H244ZM249 63V65H247ZM179 64V63H178ZM262 64H264V63H259V65H261V66H263ZM119 65V64H118ZM130 66H131V64H129ZM143 65V66H142ZM146 66V64H141V65H137V67H139L140 68V70H141V67H142V70H144L145 68V66ZM150 65V64H149ZM149 65H147V67L149 66ZM150 65V66H151ZM184 65V66H183ZM225 66V68L223 67V66ZM250 65H251V68H250ZM141 66V67H140ZM149 66V67H150ZM171 68H170V67ZM249 66V67H248ZM118 67V66H117ZM121 66H119L118 68H119V72H120V70L122 69V72H123V70H124V72H125V70L127 71V69L129 68L128 67V63L126 64L125 63V65H123L122 64V68H120ZM132 67V66H131ZM136 67V68H137ZM163 67V68H162ZM181 67L183 68V69H181ZM207 68V70L205 71L204 69H206ZM216 67V68H215ZM222 67V68H221ZM252 67H254V69L252 68ZM259 67V66H258ZM168 68V69H167ZM195 68H196V71H197V69H201V70H198L197 71V74H198V79H196L197 78V74H196V71H195ZM219 68V69H218ZM243 68V69H242ZM261 68V67H260ZM152 69H153V72H152ZM169 69H171V70H169ZM209 69V70H208ZM258 69V68H257ZM262 69V68H261ZM264 69V68H263ZM139 70V71H140ZM154 70H155V72H154ZM168 70V71H167ZM174 70V72H170V71H173ZM202 70L203 71H205V73H203L202 72ZM148 71V72H149ZM157 71V72H156ZM201 72V74H200V72ZM225 71H228L230 74L231 73H233L234 74V76H235V78H232L233 76H232V74H231V76H228V74H227V72H225ZM245 71H246V73H245ZM250 71V72H249ZM257 71V70H256ZM264 71V70H263ZM244 72V73H243ZM249 74H248V73ZM171 73V74H170ZM178 73V72H177ZM254 75L255 76V80H254V76H251L253 79H252V81L250 80V79H248L247 81H245L244 80V76L243 75H245V74H247V76L246 77H248L249 75ZM167 74H170V75H168V77H167V79L165 78V80H164V76H167ZM196 74V75H195ZM200 74V75H199ZM225 74H227V75H225ZM229 74V75H230ZM239 74V75H238ZM243 74V75H242ZM154 75V76H153ZM181 75H179V76H181ZM190 75H191V77H190ZM196 77H195V76ZM171 76V77H170ZM241 76H243V77H241ZM257 76V77H256ZM184 77V78H183ZM240 77L242 78L241 80H240ZM171 78V79H170ZM237 78V79H236ZM260 78H262V79H260ZM163 79V80H162ZM180 79H182V80H180ZM192 79H189V81L191 80L192 81ZM231 79V80H230ZM237 80V82H236V80ZM259 79V80H258ZM183 80H186L185 82H183ZM232 80H234V81H232ZM242 80H243V83H242ZM258 80V81H257ZM260 80H262L261 82L263 83H261L260 82ZM156 81V82H155ZM162 81V82H161ZM216 81V82H215ZM231 81V82H230ZM244 81L245 82H247V83H244ZM256 81V82H255ZM170 82V81H169ZM205 82H207L208 83V86H206V87H204L207 83H205ZM229 82V83H228ZM234 82V83H233ZM217 83H219V84H217ZM233 83V84H232ZM251 83V84H250ZM262 85H261V84ZM155 84V85H156ZM158 84V85H159ZM216 84V85H215ZM229 84H231V85H229ZM245 84V85H244ZM246 84H248V85H246ZM257 84H258V86H257ZM226 85H228V86H230V87H236V88H234V90H231V93H233V95H235L236 97H238V99H239V101L241 102V104L242 105H244V116H243V118L245 119V122H244V119L243 120H240L241 122V128L244 130V128H245V131H247V132H245L244 131V134H243V132L241 131V132H238L239 133V136L238 135H236V134H238V133H236L238 130H240L241 128H240V125H238L239 124V119L240 118H238V117H235V115L233 116V113L231 112V110H230V108L227 106L226 107V104L224 103V105H222L223 103L221 102L222 100H223V102H224V100L225 99H223V98H226L227 97V95H224V96H222V97H220L219 98V96H220V89L223 87V86H226ZM250 85V86H249ZM177 86H179V87H177ZM217 86V87H216ZM221 86V87H220ZM238 86V87H237ZM247 86V87H246ZM203 87V88H202ZM215 88V89H213L212 90V88ZM218 87H219V89H218ZM155 88V87H154ZM187 88H188V91H187ZM206 88V89H205ZM209 88H210V90H209ZM241 88V89H240ZM251 88V89H250ZM157 88H155V90H156ZM253 89V90H252ZM181 90V91H182ZM205 90H208V91H205ZM215 90H217V91H215ZM239 90V91H238ZM252 90V91H251ZM152 91H154L153 89H152ZM213 91H215L217 94V102L218 101H220L219 103H214L213 101H216V100H214V99H216L215 98V96H214V92ZM219 91V92H218ZM250 92V93H249ZM131 93H132V95H131ZM130 94H129V96H128V93H127V96H126V94L124 95V97H122L121 99H120V102H121V104H122V106H124V107H126V108H128V107H138L139 105L138 104H143V103H141V102H145L146 101V96H145V94H143L142 92H135L134 94H133V92H131ZM137 93V94H136ZM184 93H187V94H185V96H183L182 97V95L181 94H184ZM210 93H214L212 96L210 95ZM242 93V94H241ZM208 94L210 95L209 97H208ZM239 94V95H238ZM187 96V97H186ZM241 96V97H240ZM144 97V98H143ZM186 97V98H185ZM211 97V98H210ZM153 98V97H152ZM157 99H158V97H156ZM155 97H154V99H156ZM180 98V99H181ZM208 98V99H207ZM252 100H251V99ZM241 99V100H240ZM159 100V99H158ZM213 100V101H212ZM177 102V103H179V105H177V106H180V104L181 105H183L182 107L183 108H181V110H180V107L179 108H177L176 109V107L174 108V106L177 104H175L173 107H172V105L175 103V102ZM212 101V102H211ZM184 102V103H183ZM255 102V103H254ZM158 103H159V106H158ZM211 103V104H210ZM213 103H214V105H213ZM155 104H156V107H158V109L155 107ZM216 104H219V106L218 105H216ZM220 104H221V107H220ZM251 104V105H250ZM254 104V105H253ZM209 106V109H208V106ZM210 105H212V106H210ZM261 105V107H259ZM155 107V108H154ZM168 107L166 108V109H168ZM210 107H211V109H210ZM153 108H154V110H153ZM215 108H217V109H219V111H220V113H216V112H219L218 110H215ZM229 108V109H228ZM165 108H164V110H166ZM178 109H179V111H178ZM183 109V110H182ZM212 109H214L215 111H213ZM159 110V111H160ZM209 110V111H208ZM211 110H212V113L210 114V112H211ZM230 110V111H229ZM156 112V116H158V114L160 113V112ZM181 111V112H180ZM222 111H224V112H222ZM248 111H250V112H248ZM177 112H179L180 114H178ZM216 113V114H215ZM231 113V114H230ZM138 114H140V113H138ZM167 114V115H166ZM169 114V115H170ZM176 114V115H175ZM7 115H8V113H6V112H3V111H0V117H2V118H7ZM4 116V117H3ZM158 116V117H159ZM163 116V117H162ZM165 116L167 117V118H165ZM172 115H170V117H171ZM183 116V117H182ZM157 117V118H158ZM215 118V119H214ZM159 119V118H158ZM157 119V120H158ZM235 119V120H238V121H235L236 123H234L233 122V120ZM250 119V118H249ZM161 120V119H160ZM160 120H158L157 122V124H159V122H160ZM231 120H232V123H234V124H236V125H233L232 123H231ZM164 121H166V122H164ZM175 121H177V125H175L176 124V122ZM22 120H15L14 121V123H13V121H12V123L10 124L13 128H15V129H17L18 128V126L19 127H21L22 126ZM238 122V123H237ZM19 123V124H18ZM161 123V122H160ZM230 123L232 124V126H230L231 127V130H232V128H233V126H234V132H233V130H232V132L231 131H229L230 129V127H229V125H230ZM250 123H252L253 124V129H252V124H251V126H250ZM13 124V125H12ZM21 124V125H20ZM213 124V125H212ZM227 124V125H226ZM229 124V125H228ZM245 125V127H244V125ZM17 125V126H16ZM15 126V127H14ZM224 126V127H223ZM225 126H226V129H224L225 128ZM229 128H228V127ZM249 126V127H248ZM254 126H256V128L254 127ZM210 127V128H209ZM212 127V128H211ZM237 127L238 128H240V129H238L237 130ZM250 127H251V129L252 130H250ZM205 128V129H204ZM217 128V129H216ZM221 128V129H220ZM14 129V130H15ZM222 129H224V130H222ZM241 129V130H242ZM206 130V131H205ZM208 130V131H207ZM216 130V131H215ZM223 132L222 134H221V131ZM227 130V131H226ZM259 130H258V132H259ZM148 131V130H147ZM153 131V132H152ZM216 132L215 134H217V135H214V132ZM236 131V132H235ZM146 132V131H145ZM148 132H152V133H154V130L153 129H151V130H149ZM148 132H146V133H148ZM165 132V133H164ZM170 134H169V133ZM203 132H205L206 133V135L208 136L209 134V138H207L206 137V135L204 136V134L202 135V133ZM209 132V134H207ZM230 132V133H229ZM219 133V134H218ZM242 133V134H241ZM254 133V134H253ZM260 133V132H259ZM145 134V133H144ZM161 135V136H157L156 137V135ZM147 134H145V137H149V133H148V136H146ZM212 135V136H211ZM226 135V136H225ZM236 135V138L234 139V136ZM241 135V136H240ZM162 136H167V137H162ZM220 136V137H219ZM238 136V137H237ZM259 136L261 137H259V139H260V142H261V144L263 145L264 144V141H263V135L261 136V133L259 134ZM162 139H161V138ZM201 137H206L205 139H206V141H208V142H206L205 141V139L204 138H202L201 139ZM157 138V139H156ZM253 138V139H252ZM159 139V140H158ZM204 139V140H203ZM262 139V140H261ZM205 141L204 143H207V144H209V143H211L212 144V146L214 145V147H212V152H210L209 153V149L211 150V148H208L209 146H210V144H209V146L207 147L206 146V148L205 147H203L204 145H202V142L203 141ZM233 140H236L237 141V144H236V141H233ZM211 141V142H210ZM214 141V142H213ZM201 142V143H200ZM166 143V144H165ZM203 143V144H204ZM241 144V145H240ZM160 145V146H159ZM135 147H136V149H135ZM138 147V148H137ZM145 147V146H144ZM145 147V148H146ZM211 147V146H210ZM129 148V149H130ZM149 148V149H148ZM205 148V149H204ZM138 149V150H137ZM154 151V152H156L157 153V151ZM243 150V151H242ZM123 151V152H124ZM149 151V152H148ZM163 151V152H162ZM114 152H116V153H114ZM129 152H130V150H129ZM209 153V154H208ZM109 155V156H108ZM113 155L115 156V155H119L118 156V158H114L113 157ZM123 155V156H122ZM141 155V156H140ZM144 157H143V156ZM150 155L147 157V158H150ZM164 155H165V157H164ZM243 155V156H242ZM124 156H127L128 158H124ZM132 156V157H131ZM136 156H140V157H142V158H136ZM162 156V157H161ZM210 156V157H209ZM116 157V156H115ZM161 157V158H160ZM227 157H228V159H227ZM229 157H231V158H229ZM124 158V159H123ZM134 158V159H133ZM220 158H221V160H220ZM111 159V160H110ZM120 159V160H119ZM122 159V160H121ZM128 160V162H129V160H130V162H129V164H128V162H126L127 160ZM139 159V160H138ZM164 159V160H163ZM166 159V160H165ZM232 159V160H231ZM112 162V160H113V163L111 164V162ZM116 160H119V162H120V165H119V163H118V161H116ZM124 160V161H123ZM126 160V161H125ZM147 160H145V161H147ZM163 160V161H162ZM93 161H95V159L93 160ZM109 161V162H108ZM115 161H116V163H115ZM165 161H166V163H165ZM125 162L127 163V164H125ZM168 162V163H167ZM92 163H94L95 164V162H92ZM108 163V164H107ZM110 163V164H109ZM138 163H139V165L140 166H138ZM165 163V164H164ZM234 163H235V165H234ZM94 164H93V167L95 168V166H94ZM119 165L118 166V170H117V165ZM122 164H123V166H122ZM125 164V165H124ZM148 164V165H147ZM92 165V164H91ZM108 165V166H107ZM113 167H112V166ZM128 166V169H126L127 168V166ZM135 165H137V166H135ZM109 166H111L110 168H109ZM123 167V168H125L126 170H127V172L125 173V175H123L122 173H121V171H122V169L120 170V167ZM145 166V167H144ZM91 167V166H90ZM103 167V168H102ZM131 167H134V170H133V168H131ZM141 167V168H140ZM148 167L150 168L149 170H148ZM153 167H155L154 169H152ZM224 167H226L225 168V170H226V175L225 176H227V177H221V170L222 169H224ZM235 167V168H234ZM97 168H96V170H97ZM102 168V169H101ZM113 168V169H112ZM114 168H116V170L114 169ZM135 168H140V170H138V171H140V172H138ZM146 168V169H145ZM90 169H92L91 171H92V173H94V174H96L97 173V171H95V170H93V168L91 167ZM131 169H132V171H131ZM142 169V170H141ZM111 170H114V172L113 171H111ZM124 170V169H123ZM153 170H155V171H153ZM165 170V171H164ZM178 170V171H177ZM238 170V171H237ZM119 171V172H118ZM136 171V172H135ZM153 171V172H152ZM177 171V172H176ZM183 171V172H182ZM235 171V172H234ZM108 172H110V173H108ZM125 172V171H124ZM134 172V173H133ZM139 174H138V173ZM143 172V173H142ZM148 172H150L149 174H148ZM152 172V173H151ZM192 172V173H191ZM231 172V173H230ZM237 172V173H236ZM108 175H107V174ZM120 173V174H119ZM133 173V174H132ZM160 173H161V175H160ZM163 173V174H162ZM171 173V174H170ZM180 173V174H179ZM181 173H182V175H181ZM233 173V174H232ZM235 173V174H234ZM141 174H142V176H141ZM32 175V176H31ZM107 175V176H106ZM119 175V176H118ZM121 175H123V176H121ZM127 175V176H126ZM133 175H134V177H133ZM137 177H136V176ZM186 175V176H185ZM37 176V175H36ZM36 176H35V174H34V178H36ZM51 176H52V178H51ZM53 176H55V178H58L57 179V181L55 180V178L53 177ZM111 176H113V178L114 177H116L117 178V176L118 177H120L119 179H116V180H114V179H111L112 177ZM132 178H131V177ZM148 176V177H147ZM155 176H156V178H155ZM173 176V177H172ZM245 176V175H244ZM127 179H125V178ZM29 178V179H28ZM33 178V180L35 181V179ZM51 178V179H50ZM54 178V181L53 182H51L50 183V181L52 180ZM62 178V177H61ZM105 178V179H104ZM107 178V179H106ZM138 178V179H137ZM140 178H142V179H140ZM144 178H146V179H144ZM225 178V179H224ZM245 178L247 179H243V182L245 183H242V186H241V192L243 191V190H245V189H243V187L245 188V187H248V185H249V181H251V180H254L255 179V176L254 177H247V176H245ZM252 178V179H251ZM254 178V179H253ZM49 179V180H48ZM109 179V180H108ZM137 179V180H136ZM249 179H251V180H249ZM61 180V179H60ZM106 180H108V185H106L105 183H107V181ZM114 180V181H113ZM119 181V180H121V181H119V183L118 182H116V181ZM132 180V181H131ZM141 180V181H140ZM47 181V182H46ZM144 181V183H142ZM28 182H29V184H31V185H28ZM39 182V183H38ZM63 182H64V184H66V182H67V184H66V186H64V184H63ZM113 182L115 183L114 185H113ZM124 182V183H123ZM134 182V183H133ZM139 182V183H138ZM232 182V183H231ZM248 182V183H247ZM43 184V185H41V184ZM48 183H50V185H48ZM118 183V184H117ZM150 183V184H149ZM230 183L232 184V185H230ZM246 183H247V185H246ZM36 184V185H35ZM41 185L40 187L38 186V185ZM110 184V185H109ZM120 184H122V185H120ZM136 184V185H135ZM209 184V185H208ZM25 185V186H24ZM38 187L37 189H35V187ZM47 185V186H46ZM55 187H54V186ZM59 185L61 186V188H65V190H63V189H61V188H59V190L57 189V191H55L56 193L59 191V193H57V196L54 194L53 196L55 197H53V196H50V195H52V191L55 189L56 190V187L58 186L59 187ZM119 185V186H118ZM125 185V186H124ZM128 185V186H127ZM221 185V186H220ZM244 185H246V186H244ZM253 185H255V184H253ZM43 186V188L41 189V187ZM50 188H49V187ZM54 188H53V187ZM123 186V187H122ZM131 186H133V187H131ZM219 186V187H218ZM240 186V185H239ZM45 187H47V188H45ZM96 187H97V185H96ZM99 187V186H98ZM105 189H107V190H104V188ZM107 187V188H106ZM113 187V188H112ZM127 187V188H126ZM208 188V189H207ZM33 189H35L34 191H33ZM38 189H40L39 190V192H38ZM47 190V191H45V190ZM78 188H76V190H77ZM101 189V190H100ZM103 189V190H102ZM117 189V190H116ZM124 189V190H123ZM130 193V194H127L128 192L126 191V190ZM32 190V191H31ZM209 190V191H208ZM49 191L51 192V193H49ZM60 191L62 192V193H65V191H66V193H65V195L63 196V195H61V193H60ZM133 191V192H132ZM136 191V192H135ZM138 191V192H137ZM140 191V192H139ZM43 192H46V196H48V197H50L49 198V201L48 200H45L44 199V197L46 198V199H48V197H46L45 195H42V193ZM48 192V193H47ZM99 192H100V196H98L99 195ZM121 193V195H122V197L120 198L118 195H120V194H118V193ZM126 192V193H125ZM179 192V193H178ZM40 193V194H39ZM133 193H138V194H135V199H133L132 197H134V194ZM143 193V194H142ZM145 193V194H144ZM227 193V194H226ZM39 194V195H38ZM59 194V195H58ZM103 194H104V196H103ZM118 194V195H117ZM127 195V196H124V195ZM133 195V196H131L130 197V195ZM144 195V196H146L145 197V199H144V197H142V196H140L139 197V195ZM170 194V195H169ZM172 194V195H171ZM179 194V195H178ZM38 195V196H37ZM138 195V196H137ZM167 196V199H166V197L165 196ZM41 196L43 197L42 199L43 200H41ZM61 196H63V197H61ZM126 198V200H125V198ZM177 196H182L181 198H178ZM37 197H39V203L37 202ZM56 197H57V199H58V201H57V199H56ZM59 197V198H58ZM170 197V198H169ZM188 197H189V199H188ZM33 198H36V199H33ZM104 198V199H103ZM140 198V205H138L139 204V199ZM160 198V199H159ZM163 200H162V199ZM169 198V199H168ZM178 200H177V199ZM184 198H186V199H184ZM263 198H264V196H263ZM52 199V200H51ZM60 199V200H59ZM183 199V200H182ZM227 199V198H226ZM132 200V201H131ZM170 200H175V202H173V201H171L170 202ZM182 200V201H181ZM202 200V201H201ZM34 201H36V202H34ZM45 201H47L46 203H43V202H45ZM137 201V202H136ZM162 201V203L160 204V202ZM188 201V202H187ZM92 202V203H91ZM159 202V203H158ZM163 202H165V203H163ZM168 202H170V204H172V202H173V205H174V203H176V206L174 205H171V207L173 206L174 207V209L172 208V210L173 211H171L170 212V208L167 206V205H169V203ZM43 203L44 205H41V204ZM88 203H89V205H91V204H93L91 207L88 205ZM104 203V204H103ZM136 203H138V204H136ZM179 203V204H178ZM187 203V204H186ZM45 204H47V205H45ZM55 204V205H56ZM104 206H103V205ZM165 204V207L163 206ZM177 204H178V206L180 205L181 206V208H177ZM190 204V205H189ZM128 205V206H127ZM202 206V208L204 207V209L208 212V213H210L209 214V218H208V222L209 223H207L206 225H202V226H200L201 224H199L200 222V220H201V218H202V216H203V211H200L201 209H198L197 211H192V210H196L197 208V206H199L200 208H201V206ZM247 207H246V206ZM30 206V207H29ZM41 206H46L45 208V210L44 209H42V208H44V207H41ZM88 206V207H87ZM179 206V207H180ZM29 207V208H28ZM47 207H48V210H47ZM124 208V209H122V208ZM138 207V208H137ZM143 207V208H142ZM169 208V213L167 212V214H166V211H167V208ZM189 207H190V209H189ZM198 207V208H199ZM263 208H264V204H263V206H262ZM77 208H76V210H77ZM86 208H87V210H86ZM119 208H121V209H119ZM140 208H141V210H140ZM185 208V209H184ZM193 208H195V209H193ZM29 209H30V212H29ZM35 209V210H34ZM83 209V210H84ZM190 210V211H187L186 212V210ZM243 209V210H242ZM32 210V211H31ZM47 210V211H46ZM115 212H114V211ZM117 210H118V212H117ZM166 210V211H165ZM160 211V212H159ZM178 211V212H177ZM191 211H192V213H191ZM262 211V212H261ZM261 211H260V220H261V218H262V213H263V209H261ZM24 212V213H23ZM26 212V213H25ZM72 212H74L73 214V216L71 215L72 214ZM81 212V213H80ZM83 212V213H82ZM116 212H117V214H116ZM175 212V213H174ZM184 212H186V213H184ZM198 212V213H197ZM217 212V213H216ZM23 213V214H22ZM34 213V214H33ZM38 213V214H37ZM71 213V214H70ZM108 213V214H107ZM114 215H113V214ZM170 213H171V215H170ZM181 214V215H179L178 216V214ZM188 213V214H187ZM191 213V214H190ZM69 214V215H68ZM169 214V215H168ZM172 214H173V216H172ZM192 214H194L193 216H195V218H196V220H197V216H200L201 214H202V216H200V218H198L199 219V221H196L195 220V218L194 217H191V215ZM199 214V215H198ZM233 214V215H232ZM259 214V213H258ZM26 215V216H25ZM64 215V216H63ZM68 215V216H67ZM107 215V216H106ZM178 217H177V216ZM189 216L188 217V219L191 217V219H193V220H191V219H183V217L184 216ZM197 215V216H196ZM19 216L21 217L20 219H19ZM23 216H24V219H22L23 218ZM44 216V217H43ZM62 216V217H61ZM77 216V217H76ZM145 216V217H144ZM149 217V220L147 219L148 217ZM175 216V217H174ZM181 216H183V217H181ZM27 217H29V219L27 218ZM66 217L67 219H68V217L70 218V217H74L75 218V220H73V218H71L72 220H73V222H72V220L71 221H69V224L71 225H67V223H64L66 220V218L64 219V218ZM105 217V218H104ZM170 217V218H169ZM187 217H185V218H187ZM18 218V219H17ZM77 218V219H76ZM106 219V221H103L104 219ZM166 218V219H165ZM171 218H173V220L175 219V218H178V219H180L181 220V218H182V220L183 221H181L180 223L181 224H183V223H185V226H181V228L179 229V227L180 226H178V230L176 231V232H178L177 233V235L178 236H176L175 234V232L173 231V230H169V228L170 227H166V226H168V223L167 222H169V226L171 225V224H173V223H171V221H170V219ZM12 219H14V220H12ZM21 219L23 220V221H21ZM28 219V220H27ZM40 219V220H39ZM102 219V220H101ZM108 219V220H107ZM121 219V220H120ZM157 219V220H156ZM169 219V220H168ZM26 220V221H25ZM33 220V221H32ZM64 220V221H63ZM99 220H101V221H99ZM141 220V221H140ZM147 220V221H146ZM163 220H166L167 222V225L165 226V223H162V224H164V226H162V225H160V224H158L157 222H162ZM172 220V219H171ZM176 220V219H175ZM175 220L174 221H172V222H174V224L173 225H176L178 222H176L175 223ZM195 220V221H194ZM21 221V222H20ZM83 221V222H82ZM104 223H103V222ZM189 221V222H188ZM191 221H192V223H191ZM212 221V222H211ZM19 222L22 224H19ZM28 222V223H27ZM64 223L65 225L63 226L61 223ZM71 222V223H70ZM155 222V223H154ZM233 222V223H232ZM13 223L11 224V225H13ZM75 223V224H74ZM157 223V224H156ZM196 224V226L195 225H193V226H190V224ZM198 223V224H197ZM214 223V224H213ZM18 224V225H17ZM181 224H178V225H181ZM21 225V228L19 227ZM26 225V226H25ZM73 225V226H72ZM78 225V226H77ZM154 225H158V226H155L154 227ZM159 225H160V227H159ZM172 225V226H173ZM23 226V227H22ZM25 226V227H24ZM60 226V227H59ZM68 226H70V229H66V228H68ZM188 226H190V227H188ZM214 226V227H213ZM53 227V228H52ZM64 227V228H63ZM71 227L72 228H74L72 231H74L75 233H73L72 231H71ZM174 227V226H173ZM176 227H177V225H176ZM175 227V228H176ZM197 227V228H196ZM216 227V228H215ZM227 227V228H226ZM239 227V226H238ZM159 228H166V229H159ZM168 228V229H167ZM182 228L183 229H185V230H182ZM192 228V229H191ZM27 229V230H26ZM67 230V232H66V230ZM159 229V230H158ZM190 229V230H189ZM46 230V231H47ZM69 230V231H68ZM183 231V233H182V231ZM18 231V232H17ZM57 231V232H56ZM64 231H65V233L67 234L68 232V234H69V238L67 237L68 236V234L66 235L65 233H64ZM169 231V232H168ZM173 231V232H172ZM240 231H242V232H240ZM37 232V233H36ZM251 232V231H250ZM38 236H41V234L43 235V236H41L40 238L39 237H36L37 235ZM61 233H64V234H61ZM164 233V234H163ZM180 233H182V234H180ZM185 233V234H184ZM238 233V235H236ZM241 233V234H240ZM20 234V235H19ZM48 234V235H47ZM54 234V235H53ZM60 234V235H59ZM70 234L72 235V236H70ZM118 234V235H117ZM170 234V235H169ZM245 234V235H244ZM11 235V236H10ZM15 235V236H14ZM50 235V236H49ZM58 235V236H57ZM63 235H64V238H68L69 240H67L66 239V241H64L65 239H62L63 238ZM76 235V236H75ZM120 235V236H119ZM182 235V236H181ZM244 235V236H243ZM247 235V236H246ZM13 237H14V240H13ZM23 237V238H22ZM75 237V238H74ZM119 237H121V239L119 238ZM142 237V238H141ZM246 237H248V238H246ZM37 238H39L40 240H38ZM52 238V239H51ZM72 238V239H71ZM34 239L36 240L37 239V243L34 241ZM42 239H43V241H42ZM56 239V240H55ZM76 241H75V240ZM78 239V240H77ZM138 239V240H137ZM184 239H186V241H184L183 242V240ZM221 239H223V240H221ZM249 239V240H248ZM3 240H4V238H3ZM51 240V241H50ZM73 240L75 241V243L73 242ZM85 240V241H84ZM110 240V241H109ZM120 240V241H119ZM137 240V242L139 241L140 242V240H141V242L140 243H136L135 241ZM5 241V240H4ZM34 241V242H33ZM38 241H41L40 243L38 242ZM62 241H64V242H62ZM67 241H68V243H67ZM70 241V242H69ZM87 241V242H86ZM113 241V242H112ZM173 241V242H172ZM199 241V242H198ZM5 242H7V241H5ZM27 242V243H26ZM44 242V243H43ZM47 242V243H46ZM49 242V243H48ZM72 242V243H71ZM85 242H86V245H85ZM102 242H108L106 245H104L103 244V246H104V248L106 247V249L107 250H109V252H107L108 254L109 253H113V255H111L110 254V256L108 257V256H102L101 257V255L103 254H105V255H107V253H106V251L104 250V248H103V252H102V250H100L99 249V251L101 252V254H97V255H95L94 256V252H93V250L94 251H97L98 250V247H99V245H98V247H97V244L99 243H101L102 244ZM110 242H112V243H114V244H111ZM25 243V244H24ZM34 243V244H33ZM64 243H66V245H67V247H65V248H63L64 246H62V245H65ZM178 243V244H177ZM202 243V244H201ZM215 243V244H214ZM33 244V245H32ZM56 244V245H55ZM132 244V245H131ZM136 244V245H135ZM139 244V245H138ZM141 244V245H140ZM169 244V245H168ZM181 244V245H180ZM188 244H190V245H188ZM207 245V247L206 248H203V246L204 245ZM27 245V246H26ZM31 245L33 246V247H31ZM34 245H35V247H34ZM38 245V246H37ZM47 245H48V247H47ZM65 245V246H66ZM115 245H116V247L118 248V249H116L115 248ZM121 245V246H120ZM174 245V246H173ZM176 245V246H175ZM201 245H203V246H201ZM25 246V247H24ZM37 246V247H36ZM61 246H62V248H61ZM73 246H75V247H73ZM83 246L85 247H87V249H86V247H85V250H83ZM102 246V245H101ZM118 246H120V247H118ZM137 246H138V250L139 251H137V250H134L133 251V249H132V247L134 248V247H136L137 248ZM173 246V247H172ZM196 246H198V248H196V250H192V247H196ZM31 249H30V248ZM40 249H39V248ZM45 247H47V248H45ZM51 247L53 248L52 250H50L51 249ZM72 247V248H71ZM97 247V248H96ZM114 247V250H116L117 252L120 250V252H122L123 253V256H122V254H120V256L122 257V258H120V256H119V258L118 259H120V261H118V259H117V257H116V254L118 255L120 252H110L111 250H110V248H113ZM123 247V248H122ZM140 247V248H139ZM165 247V248H164ZM205 247V246H204ZM28 248V249H27ZM33 248H35L36 250H33ZM43 248V249H42ZM144 248V249H143ZM203 248V252H201L200 250ZM43 251H42V250ZM71 249V250H70ZM74 249V250H73ZM125 250V252L126 253H124V251H122V250ZM129 249H131V250H129ZM135 249V248H134ZM143 250V251H141V250ZM169 249V250H170ZM172 249V250H173ZM187 249H185V250H187ZM199 249V251H198V253L196 254V255H194V252H197V250ZM213 249V250H212ZM26 250V251H25ZM27 250H28V252H27ZM42 252H41V251ZM87 250V251H86ZM128 250V251H127ZM45 251V252H44ZM54 251V252H55ZM76 251V252H75ZM137 251V252H136ZM145 251V252H144ZM167 251V252H166ZM184 251V250H183ZM194 251V252H193ZM22 252V253H21ZM44 252V253H43ZM70 252V253H69ZM91 252H93L92 253V255L93 256H91L90 254H91ZM139 252V255H137V253ZM141 252H142V254H141ZM188 252H189V261H188V259H187V261L185 260L188 256L187 255H185L186 253L188 254ZM67 253V254H66ZM97 253V252H96ZM99 253V252H98ZM129 255H128V254ZM148 253V254H147ZM153 253V254H152ZM191 253V254H190ZM25 254V255H24ZM50 254H52V255H50ZM125 254V255H124ZM41 255V256H40ZM81 255H83V256H81ZM86 255V256H85ZM131 255V256H130ZM136 255V256H135ZM153 255V256H152ZM201 255H202V257H201ZM213 255H211V256H213ZM214 255V256H215ZM246 254H239V255H237V258L236 259H234L233 260V264H235L234 262H236V264H237V262H239L240 261V259H241V261L238 263V264H241V263H243V264H245L244 263V261L246 262V256H245ZM42 258L41 260H40V257ZM52 258H51V257ZM71 256V257H70ZM93 257V258H90V257ZM98 256H100V257H98ZM111 256H113V258H114V256L116 257V258H114V259H117L116 261L117 262H114L113 261V258L111 257ZM125 256H126V258H125ZM128 256H130L129 258H128ZM143 256V257H142ZM183 256H186V257H184L183 258ZM191 256H193L192 258L193 259H190L191 258ZM15 257V258H14ZM69 257V258H68ZM124 257V258H123ZM133 257V258H132ZM167 257V258H166ZM204 257V258H203ZM86 258H87V260H86ZM88 258H90V260H88ZM130 258H132V259H130ZM212 258H214V257H212ZM240 258V259H239ZM47 259V260H46ZM79 259V260H78ZM81 259V260H80ZM83 259V260H82ZM91 259H93L92 260V262H91ZM124 259V260H123ZM150 259H148V260H150ZM205 259V260H204ZM13 260V261H12ZM85 260L87 261V262H85ZM185 260V261H184ZM236 260V261H235ZM66 261V262H65ZM84 263H83V262ZM129 261H130V263H129ZM145 261V262H144ZM169 261V262H168ZM184 261V262H183ZM40 262V263H39ZM52 262V263H51ZM81 262V263H80ZM89 262V263H88ZM170 262H172V263H170ZM148 263H146V264H148Z\"/></svg>",
	"mask_w": 264,
	"mask_h": 264
}]
</instances>
